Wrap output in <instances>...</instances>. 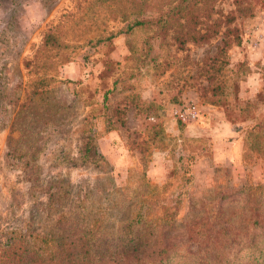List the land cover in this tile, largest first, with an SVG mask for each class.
<instances>
[{
	"label": "rangeland",
	"instance_id": "obj_1",
	"mask_svg": "<svg viewBox=\"0 0 264 264\" xmlns=\"http://www.w3.org/2000/svg\"><path fill=\"white\" fill-rule=\"evenodd\" d=\"M141 1L0 0V105L9 111L0 113V235L91 225L116 244L127 221L179 206L164 237L184 243L195 218H230L242 199L231 190L264 183V150H247L248 131L264 133V0H193L191 23L209 31L205 43L177 24L125 32L138 8L155 18L181 0ZM234 35L224 93L214 98L202 67ZM255 140L264 149V138ZM180 150L196 159L186 185ZM257 257L252 263L264 264ZM196 261L174 256V264Z\"/></svg>",
	"mask_w": 264,
	"mask_h": 264
},
{
	"label": "trees",
	"instance_id": "obj_2",
	"mask_svg": "<svg viewBox=\"0 0 264 264\" xmlns=\"http://www.w3.org/2000/svg\"><path fill=\"white\" fill-rule=\"evenodd\" d=\"M54 1L56 0H45L46 3ZM145 1L137 2L138 6H142ZM192 1L181 0L158 17L150 16L148 19L142 17L144 11L138 8L133 19L126 24L125 32L148 24L153 25L159 33L168 26L177 24L180 29L188 28L184 32L188 38L196 43H205L209 40L210 33L207 30L200 32L197 27L198 19L191 23ZM198 1L204 3L207 0ZM125 17L126 14L123 15ZM230 20L228 18L226 22ZM220 25L221 21L217 24V31ZM114 36L115 34L99 36L89 43L91 46L105 44ZM177 39L180 43L185 40L182 35ZM238 43L239 38L235 35L233 39H224L218 53L209 57L202 67L214 98L224 93L222 71L226 64L223 57L225 50ZM148 48L150 49V45ZM149 49L143 54L147 55ZM45 81H41V88H37L35 92L43 91ZM1 88L0 84V95L3 92ZM109 92L104 93L105 100ZM6 107L0 105L1 114L9 113ZM247 135L254 138L253 144L247 143L250 144L247 150H264L255 140L258 137L264 138L262 130L256 133L251 130ZM90 140V144L86 142L85 147L80 150L78 159L82 163L89 160L95 147L91 138ZM185 160L189 161L187 165ZM195 162L194 156L183 150L177 155V172L181 171L180 177L184 185L191 180V174L187 175V172ZM234 192L241 193L242 199L230 218L223 219L219 212L211 218L205 215L195 218L187 225V241L184 243H172L165 239L166 228L175 221L179 206L163 207L160 216L149 220L141 214L145 222L138 220L132 224V221H127L122 229L125 233L120 234L119 243L116 244L102 241L108 233L91 225L61 227L56 230L58 233L53 231L49 237L27 233L25 227H12L0 235V264H174L177 253L196 259L197 264H253L252 261L258 259V254L264 257V183L243 184L228 194ZM56 234L60 236L55 237Z\"/></svg>",
	"mask_w": 264,
	"mask_h": 264
}]
</instances>
